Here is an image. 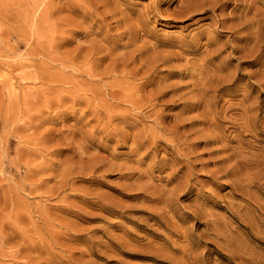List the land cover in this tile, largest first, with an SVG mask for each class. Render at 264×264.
Masks as SVG:
<instances>
[{"label":"rangeland","instance_id":"rangeland-1","mask_svg":"<svg viewBox=\"0 0 264 264\" xmlns=\"http://www.w3.org/2000/svg\"><path fill=\"white\" fill-rule=\"evenodd\" d=\"M53 1L0 0V264H264V0Z\"/></svg>","mask_w":264,"mask_h":264},{"label":"bare ground","instance_id":"bare-ground-1","mask_svg":"<svg viewBox=\"0 0 264 264\" xmlns=\"http://www.w3.org/2000/svg\"><path fill=\"white\" fill-rule=\"evenodd\" d=\"M54 1H55V0H54ZM54 1H53V2H54ZM53 2H52V3H53ZM51 6H52V5H51ZM51 6H50V7H51ZM72 8H73V7H71V9H72ZM48 9H49V8H48ZM75 9H76V8H75ZM47 11H48V10H47ZM72 11H75V10H72ZM46 14H47V13H46ZM46 17H48V16H46ZM57 25H58V24H57ZM51 75H52V74H51ZM54 79H55V78H54ZM57 79H59V77H58ZM58 81H59V80H58ZM52 83H53V82H52Z\"/></svg>","mask_w":264,"mask_h":264}]
</instances>
